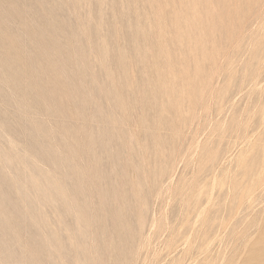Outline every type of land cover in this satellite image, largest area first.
<instances>
[{
	"label": "rangeland",
	"instance_id": "obj_1",
	"mask_svg": "<svg viewBox=\"0 0 264 264\" xmlns=\"http://www.w3.org/2000/svg\"><path fill=\"white\" fill-rule=\"evenodd\" d=\"M0 264H264V0H0Z\"/></svg>",
	"mask_w": 264,
	"mask_h": 264
}]
</instances>
